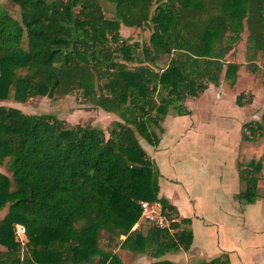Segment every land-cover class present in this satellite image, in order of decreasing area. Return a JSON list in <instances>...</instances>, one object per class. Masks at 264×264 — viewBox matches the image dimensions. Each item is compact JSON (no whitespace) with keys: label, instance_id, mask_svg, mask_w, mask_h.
I'll return each instance as SVG.
<instances>
[{"label":"trees","instance_id":"trees-1","mask_svg":"<svg viewBox=\"0 0 264 264\" xmlns=\"http://www.w3.org/2000/svg\"><path fill=\"white\" fill-rule=\"evenodd\" d=\"M12 17L0 4V102L25 103L79 92L82 101L114 113L108 136L86 124L69 126L54 114H29L0 105V264H122L114 251L161 258L187 251L193 241L191 218L159 197L160 171L140 145L160 142L157 128L172 111L210 84H235L239 63L226 62L247 30L250 72L264 61V0H10ZM150 23L149 43L138 45L120 27ZM161 55H170L160 67ZM264 67V63H263ZM264 86V81H263ZM244 93L235 98L242 107ZM261 121L243 124L241 140L257 142ZM244 184L241 204L261 198L262 163L237 164ZM158 203L167 227H142L141 202ZM22 224L26 240L16 239ZM136 226V227H135ZM135 227V228H134ZM124 238L121 240L120 237ZM111 248L113 250H111ZM151 264H181L158 260ZM198 264H230L227 254Z\"/></svg>","mask_w":264,"mask_h":264},{"label":"rangeland","instance_id":"rangeland-1","mask_svg":"<svg viewBox=\"0 0 264 264\" xmlns=\"http://www.w3.org/2000/svg\"><path fill=\"white\" fill-rule=\"evenodd\" d=\"M100 2L106 17L113 18L114 5L105 0ZM0 4L12 17L20 19V9L17 5L10 0H0ZM151 33L150 23L140 28L120 27V34L129 42L138 45L148 44ZM247 36L248 32L244 29L241 40L225 57L226 62H236L240 65L234 85L230 83L231 79H225L222 72L219 86L205 91L199 98H188L185 101L193 116H177L171 111L166 116V121L161 123L163 133L155 128L161 140L159 147L152 146L139 137L140 145L163 175L159 178V183L169 195L170 201L172 203L176 201L180 205L185 203L192 210L194 203L200 200L201 210L211 211V217L215 215L209 207L211 202L215 204L219 200L217 198H221L223 204L228 206L227 201H231L230 192L243 189L244 184L239 182L236 167L240 162L245 164L253 158L261 161L258 192L261 196L264 194V135L255 143L241 140L243 124L261 121L264 112V61L261 58L256 59L258 71L255 73L249 71L246 60ZM169 58L170 55H161L160 67H165ZM240 93H244L243 101L251 96V102L242 107L238 106L235 98ZM0 105L16 107L29 114H54L65 120L69 126L89 124L103 129L106 136L113 121L119 119L114 113L105 112L83 102L79 92L54 98L34 97L25 103L4 100ZM193 121L197 125L196 130L191 134L186 133ZM182 135L184 136L181 138ZM0 171L8 173L11 177L3 167H0ZM219 182L221 185H217ZM259 203L263 207V196ZM153 204L155 213H158L160 210L158 203ZM6 210L7 207H4L0 211V219ZM141 220L142 227L148 226L143 221L144 217ZM166 220L169 224V220ZM123 238L120 237L121 240ZM114 251L122 264H135L137 255L121 249ZM184 255H186L184 251L171 252L165 258L184 262ZM209 256V252L198 254L197 258L190 260L188 264L207 261L210 259Z\"/></svg>","mask_w":264,"mask_h":264},{"label":"crops","instance_id":"crops-1","mask_svg":"<svg viewBox=\"0 0 264 264\" xmlns=\"http://www.w3.org/2000/svg\"><path fill=\"white\" fill-rule=\"evenodd\" d=\"M215 87L210 84L206 91L215 89ZM189 116H193V114L191 113ZM165 119L164 121H166ZM196 126L193 121L186 133L189 132L191 134L192 131L196 130ZM168 132L167 134H169ZM159 144L157 147H159ZM234 164L236 165V162ZM160 174L163 176L161 171ZM176 181L182 184L179 180ZM217 185H221V183L219 182ZM159 187L158 196H166L170 201L169 195L161 188L160 183ZM238 192H230L231 201H227L228 206L223 204L221 198H217L219 200L215 204L211 202L212 205L210 204L209 207L215 213L212 217L211 211L201 210L200 200L194 203L192 210L185 203L180 205L176 201H173L174 203L170 201L176 206L181 217L191 218V229L193 232L192 244L189 250L184 251L186 254L184 255V262H172L188 264L190 260L196 259L198 254H208L209 252L210 259L207 261L222 254H227L230 264H264V205L263 207L260 206V198L253 204H241L235 197ZM168 254L161 258L137 255L135 264H151L152 262L166 259L165 257Z\"/></svg>","mask_w":264,"mask_h":264},{"label":"built area","instance_id":"built-area-1","mask_svg":"<svg viewBox=\"0 0 264 264\" xmlns=\"http://www.w3.org/2000/svg\"><path fill=\"white\" fill-rule=\"evenodd\" d=\"M142 207V217H144L145 220L153 223L157 227H167L168 223L165 217L161 215V212L159 210L158 213H155V210L153 209V203L142 201L141 203ZM26 230L24 225L22 224H15L14 225V234L16 236V239L19 240L22 244H24L26 240Z\"/></svg>","mask_w":264,"mask_h":264}]
</instances>
